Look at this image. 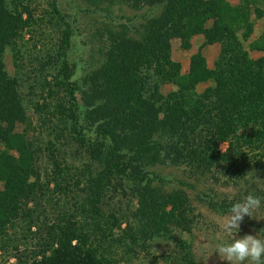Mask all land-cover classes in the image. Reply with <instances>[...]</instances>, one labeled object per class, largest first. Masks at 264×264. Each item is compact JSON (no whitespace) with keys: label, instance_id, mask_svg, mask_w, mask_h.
<instances>
[{"label":"trees","instance_id":"trees-1","mask_svg":"<svg viewBox=\"0 0 264 264\" xmlns=\"http://www.w3.org/2000/svg\"><path fill=\"white\" fill-rule=\"evenodd\" d=\"M42 1L0 0V264H198L194 201H264V0Z\"/></svg>","mask_w":264,"mask_h":264},{"label":"rangeland","instance_id":"rangeland-1","mask_svg":"<svg viewBox=\"0 0 264 264\" xmlns=\"http://www.w3.org/2000/svg\"><path fill=\"white\" fill-rule=\"evenodd\" d=\"M231 1L234 2V0H231ZM57 3L61 11H63L68 16H70V18L73 20L75 19L76 16L79 15V11L82 7L84 8L88 7L86 5L85 0H57ZM36 9H37V14L41 15L48 8L45 2H43L42 0H39V5H37ZM81 24H82L83 33H86L84 35L89 36L88 31H85V25L89 27L91 26V22H89V25H88L87 20L83 21L82 19ZM82 39L83 38L81 37H75L76 47L71 53L72 59L78 64H81L82 60H87L89 57V52H87V55L83 54L85 47L82 45V41H83ZM82 54L84 57H82ZM6 60H7V66H8L9 72L11 74H14L15 68L13 66V59L9 52L7 54ZM180 60L186 63L187 61H189V57L182 55V57H180ZM80 74L81 73L79 69L78 76ZM222 145H224L225 152H226L228 148L227 144H222ZM175 172L176 173L179 172L180 174V171H175ZM165 173L169 174L167 171ZM188 192L190 194L192 193L189 190ZM194 196L192 197L195 198ZM66 199H70V198L67 197ZM194 203L199 208V210H201L202 213L204 214L206 222L210 224L208 226L207 224H204L202 228L195 233V236H188L187 234H184L179 237L186 238L193 242L192 244L193 251H194V255L196 257V261L198 262V264H228L227 261H222L220 259L219 254L216 252L217 246L220 243L227 244V243L232 242L235 238L239 239L248 234H251L253 236H259L260 239H264V231L262 228V225L264 224V211L261 214H259L261 216H258L256 219H254V222H256V225L245 222V219H244V221L241 224L239 233L234 231L233 233L229 234V233H225L222 231V224L225 222L227 216L222 217V216L214 215L211 212H207L208 211L207 209L202 208V206H200V203L198 201H194ZM158 245L160 246H157L156 251H155L157 256L162 255L165 251H167V247H168V245H165L163 247V243H159ZM14 261L15 260H12V262ZM160 262H162V260ZM245 264H248V262H245Z\"/></svg>","mask_w":264,"mask_h":264},{"label":"clouds","instance_id":"clouds-1","mask_svg":"<svg viewBox=\"0 0 264 264\" xmlns=\"http://www.w3.org/2000/svg\"><path fill=\"white\" fill-rule=\"evenodd\" d=\"M225 152L224 145L221 146ZM262 198L249 194L242 201L234 203L229 211V214L222 224V231L225 233H239L242 222L245 217L254 218V213L260 209ZM216 252L219 254L222 261H227L228 264H264V239L251 234L245 235L242 238H235L232 242L224 244L220 243L217 246Z\"/></svg>","mask_w":264,"mask_h":264}]
</instances>
